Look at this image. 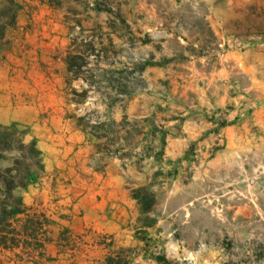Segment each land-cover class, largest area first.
<instances>
[{
  "label": "rangeland",
  "instance_id": "1",
  "mask_svg": "<svg viewBox=\"0 0 264 264\" xmlns=\"http://www.w3.org/2000/svg\"><path fill=\"white\" fill-rule=\"evenodd\" d=\"M31 1L39 6L0 0V53L19 17L45 16L31 27L57 31L46 38L58 46L48 67L52 80L63 79L67 117L101 168L116 161L132 197L142 196L130 233L103 237L99 264H264V0ZM227 96L243 105V149L234 156L219 138L242 117L231 118ZM26 133L0 125V174L19 186L21 201L44 173ZM183 140L185 153L168 156ZM12 208L0 205L9 239L0 254L30 261L48 220L24 205L3 222Z\"/></svg>",
  "mask_w": 264,
  "mask_h": 264
},
{
  "label": "crops",
  "instance_id": "2",
  "mask_svg": "<svg viewBox=\"0 0 264 264\" xmlns=\"http://www.w3.org/2000/svg\"><path fill=\"white\" fill-rule=\"evenodd\" d=\"M249 1L243 0V5ZM231 4L232 0L223 3ZM25 5L30 10L39 3L27 0ZM41 17L45 16L34 12L19 17V28L7 35L9 45L0 53V125L26 128L27 141L35 142L41 153L43 177L39 184L29 187L23 203L31 212L47 218V234L39 240L35 258L16 263L0 254V264H99L107 246L103 237L118 240L130 233L136 201L125 171L116 161H108L101 168L100 155L89 138L67 117L62 102L63 79L52 80L48 67L49 59L55 63L49 57L57 53L58 46L46 38L55 37L57 31L31 27ZM240 99L227 96L221 102L234 108L231 118L240 112L242 115L223 127L219 135L231 156L232 151L238 155L243 149ZM261 113L263 120L264 107ZM177 145L180 148L176 149ZM186 147V140L179 144L172 141L167 154L179 158ZM0 251L5 250L0 247Z\"/></svg>",
  "mask_w": 264,
  "mask_h": 264
},
{
  "label": "trees",
  "instance_id": "3",
  "mask_svg": "<svg viewBox=\"0 0 264 264\" xmlns=\"http://www.w3.org/2000/svg\"><path fill=\"white\" fill-rule=\"evenodd\" d=\"M34 144V143H33ZM163 144L165 145L166 143L163 142ZM33 151L34 152H37V148H36V144L33 145ZM9 172V171H8ZM19 186H17L15 184V182L9 178H7L6 176L3 175V173L0 174V191L2 193H4V196H5V199L0 201V205H2L3 208H7L8 206H13V210H11L10 212H6V210H3V215L4 216V220H7V219H11V217H14L16 216L18 213L21 212V208L23 207L24 208V203L23 201L21 200H18L17 198H15L14 196V191L15 189H17ZM142 190H145L144 188L141 189ZM134 194V198L137 199L140 203L142 201V196H140L139 192H133ZM155 205V199L153 198L152 200H150V202L146 203V204H143V208L145 207V211L146 212H150L151 209L154 207ZM0 226H1V222H0ZM13 230L14 229V226H12ZM0 243H1V246H4L5 248H8V244H9V239L6 238V236H3L4 235V232H0ZM3 234V235H2ZM15 240L12 239V241L10 243L14 244Z\"/></svg>",
  "mask_w": 264,
  "mask_h": 264
}]
</instances>
